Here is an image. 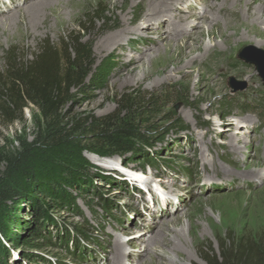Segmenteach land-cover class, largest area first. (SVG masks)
Returning <instances> with one entry per match:
<instances>
[{"label": "rangeland", "instance_id": "1", "mask_svg": "<svg viewBox=\"0 0 264 264\" xmlns=\"http://www.w3.org/2000/svg\"><path fill=\"white\" fill-rule=\"evenodd\" d=\"M10 1L0 0V10L9 7ZM137 2L88 0L58 19L49 16L48 28L34 32L27 24L26 35L15 20L27 3L15 0L18 13L16 9L4 12L9 25L0 31V72L6 68L8 52L14 51L21 61L31 60L43 41L57 46L69 36H80L91 47L92 76L85 91L76 92L63 106L64 117L114 115L113 131L133 127L143 140L134 139L132 148L122 154L86 151L84 146H90L92 138L85 135L48 149V159L62 165H66L64 157L80 155L81 166L75 172L79 176L71 190L74 205L46 197L44 225H38L35 233L23 232L7 255L0 254V264H144L148 255L142 253L139 258V249L155 235H171L179 229L189 259L179 261L169 254L174 264H207L203 258L209 256V246L218 253L226 238L238 244L264 237V81L256 64L242 57L264 50V44L254 45L264 43V38L240 30L239 44L228 51V61L213 77L217 91L197 82L198 65L192 66L190 76L175 73L171 64L166 68L171 73L168 78L167 73L145 75L142 64L160 68V60H151L167 54V41L158 40L156 30L141 37L126 35L119 48L111 51L99 48L100 38L126 26L129 19L134 18L129 27L142 22L144 9ZM223 3L184 0L182 6L200 15L209 10L207 5L216 9ZM103 9L102 15L92 18L94 11L99 14ZM239 9L246 18V8ZM260 14L257 25L262 29L264 8ZM216 16L219 27L225 28V17ZM208 25L206 21L200 28L202 44L226 49L219 37H208ZM196 28L190 24L181 35L193 40L198 36ZM127 53L138 61L128 64ZM132 65L137 66V74L125 83V71ZM129 94H151L158 100L157 107L151 110L145 105L147 113L138 114L137 104L122 99ZM44 131L40 112L32 104L12 122L0 116L1 158L11 159ZM231 137L240 140L229 146ZM4 166L0 163V173ZM253 171L255 175L250 176Z\"/></svg>", "mask_w": 264, "mask_h": 264}, {"label": "trees", "instance_id": "2", "mask_svg": "<svg viewBox=\"0 0 264 264\" xmlns=\"http://www.w3.org/2000/svg\"><path fill=\"white\" fill-rule=\"evenodd\" d=\"M104 12V9L99 14L94 11L92 18ZM90 57L91 47L80 36H69L64 44L57 46L43 41L31 60L21 61L14 51L7 53L6 68L0 72V116L12 122L23 108L32 104L40 112L45 131L29 146H22L11 159L0 156V163H5L0 173V254L7 255L9 247L19 241L23 232L35 233L38 225H44L46 197L74 205L71 190L79 176L75 172L81 166L80 155L73 159L64 157L66 162L62 163L66 165H62L48 159V149L57 148L68 138L85 135L92 138V146H84L86 151L122 154L132 148L134 139L143 140L133 127L113 131L114 115L64 117L62 108L68 99L88 86L93 65ZM122 99L137 104L140 109L137 113L141 115L147 113L145 105L149 104L153 110L158 104L151 94L142 97L129 94ZM219 246L218 253L209 246V256L203 258L207 264H264V237L238 244L226 238Z\"/></svg>", "mask_w": 264, "mask_h": 264}, {"label": "bare ground", "instance_id": "3", "mask_svg": "<svg viewBox=\"0 0 264 264\" xmlns=\"http://www.w3.org/2000/svg\"><path fill=\"white\" fill-rule=\"evenodd\" d=\"M12 1L14 3L10 1L11 4H9V7L0 10L1 32L8 29L7 26L9 25L4 17V12L7 13L13 9H16V13L19 11V9H17L19 5L15 3V0ZM31 1L33 0H23V2L27 4L23 13H19L18 18L16 17L15 20L22 33L28 32L27 24L31 26L34 32L42 28H48L49 16H54L58 19L67 9H70L68 11L70 12L78 8L82 2L88 0ZM183 1L184 0H138L137 4H141V7L144 9L140 17L142 22H138L134 24V26L129 27V25L134 22V18L129 19L126 26L100 38V42L98 41L99 48L111 51L119 48V44L122 42L121 40L126 38V35L136 34L137 37H141V34L144 32L154 34V30H156L157 33H159L158 40L165 39L167 41V48L165 51L167 54L160 53L156 58L151 60L152 62L160 60V62H162L160 68H145V65L142 64V73L145 75L167 73L165 75H167L168 78L171 73H169V70L166 68L171 64L175 73H182L190 76L192 74V66L198 65L197 82L200 83V86H203V88H211L217 91L218 87L216 86L218 83L213 77L219 72L221 66L228 61V55L230 54H228V51L233 50L232 48L234 46L236 48L239 44L240 30L243 29L246 30L247 33L264 38V28L261 29L257 25L258 20L261 21L260 18L263 16L260 12L261 9L264 8V0H223L224 3L216 7V9L212 8V5H207L210 12L208 10L200 15H196L197 13L191 12L193 10L183 7ZM241 7L246 8V18L240 15L239 8ZM176 10H179V13H176ZM22 14L23 17H20ZM216 14L225 17V28L219 27ZM165 18L167 21H165ZM20 19H23L25 23H22ZM206 21L209 23L206 29L208 37L213 39L214 37H219L222 43L226 45V49H222V46L220 48L217 44H213V47L202 44L201 37L203 36L204 30H200V28ZM164 24H167V27L164 28ZM190 24H195L197 27L195 34L198 36L193 40H191L192 38L181 35L184 28ZM146 29L150 30L146 31ZM262 44L264 43L260 41L256 42L254 45L260 47ZM195 52H198V54L195 55ZM126 55L128 58L127 61L129 62L128 64H134L135 60L138 61V58H135L132 54L127 53ZM136 74L137 66L132 65L125 71V76L123 77L124 82H131L135 79ZM238 123L240 126H245V124H241L239 121ZM239 140V137H231L228 140V144L229 146L236 145ZM244 170L246 171V169ZM249 173L250 176L255 175L254 171ZM189 227L193 230L197 228L195 224H190ZM168 232H170V230ZM170 233L171 235H168L169 233L167 235H155L148 240L150 242L149 245L139 249V258L143 256L142 253L148 255V259L146 258L147 260H145L144 264H174V260L169 254H173L179 261L189 259V255L185 251L183 231L181 229L172 230ZM161 245H163V247H161ZM118 249H120V247ZM118 254L119 251L116 256H118ZM118 259L120 258L118 257Z\"/></svg>", "mask_w": 264, "mask_h": 264}, {"label": "water", "instance_id": "4", "mask_svg": "<svg viewBox=\"0 0 264 264\" xmlns=\"http://www.w3.org/2000/svg\"><path fill=\"white\" fill-rule=\"evenodd\" d=\"M243 58L250 62H254L257 66V70L264 81V50H259L258 55L245 54L242 55ZM233 83V82H232ZM235 84V83H233Z\"/></svg>", "mask_w": 264, "mask_h": 264}]
</instances>
